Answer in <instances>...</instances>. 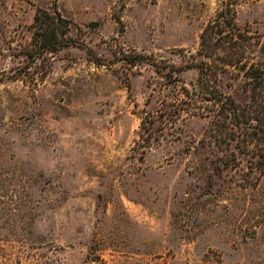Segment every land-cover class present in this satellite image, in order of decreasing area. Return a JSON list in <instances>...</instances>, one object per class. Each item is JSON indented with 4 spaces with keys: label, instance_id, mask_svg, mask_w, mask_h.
I'll use <instances>...</instances> for the list:
<instances>
[{
    "label": "rangeland",
    "instance_id": "rangeland-1",
    "mask_svg": "<svg viewBox=\"0 0 264 264\" xmlns=\"http://www.w3.org/2000/svg\"><path fill=\"white\" fill-rule=\"evenodd\" d=\"M227 1L0 0V264H264V174L215 172L232 147L176 116L198 70L151 65L183 67ZM230 1L264 65V0ZM219 87L249 101L231 72Z\"/></svg>",
    "mask_w": 264,
    "mask_h": 264
},
{
    "label": "trees",
    "instance_id": "trees-1",
    "mask_svg": "<svg viewBox=\"0 0 264 264\" xmlns=\"http://www.w3.org/2000/svg\"><path fill=\"white\" fill-rule=\"evenodd\" d=\"M246 33L237 23L235 4L228 0L222 4L215 20L205 27L197 53L191 55L183 67L166 71V67L151 64L157 75L169 79L173 78L175 72L198 70L196 84L191 89H182L183 99L176 116L177 120L183 115H186V119H209L215 141L232 147V164L226 162L222 167H216L214 171L219 174L238 167L246 158L250 159L249 169L252 172L264 174V65L250 58L253 47L257 45H247V40L251 43L252 39ZM71 44L64 32L53 37L46 36L41 51L37 53L33 49L27 55L29 66L36 65L45 54ZM145 61L144 57L139 56L129 64L135 66ZM229 72L245 80V88L250 93L247 103L239 104L221 91L220 76ZM155 123L148 118L142 119L138 145L150 148L153 142L158 141L157 135L164 130Z\"/></svg>",
    "mask_w": 264,
    "mask_h": 264
}]
</instances>
